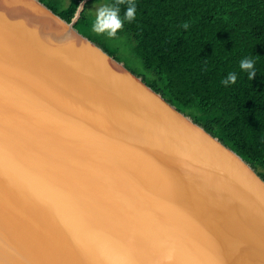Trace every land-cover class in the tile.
Instances as JSON below:
<instances>
[{
	"label": "water",
	"instance_id": "95a60500",
	"mask_svg": "<svg viewBox=\"0 0 264 264\" xmlns=\"http://www.w3.org/2000/svg\"><path fill=\"white\" fill-rule=\"evenodd\" d=\"M42 0H0V264H264V178Z\"/></svg>",
	"mask_w": 264,
	"mask_h": 264
},
{
	"label": "trees",
	"instance_id": "16d2710c",
	"mask_svg": "<svg viewBox=\"0 0 264 264\" xmlns=\"http://www.w3.org/2000/svg\"><path fill=\"white\" fill-rule=\"evenodd\" d=\"M70 21L82 0H42ZM89 0L76 28L124 61L119 45L92 30ZM123 18L129 0H108ZM136 16L115 37L133 41L146 71L126 66L217 136L264 178V0H132ZM188 23V28L183 27ZM254 60L250 79L240 61ZM235 73L234 84L222 81Z\"/></svg>",
	"mask_w": 264,
	"mask_h": 264
},
{
	"label": "clouds",
	"instance_id": "9594fccd",
	"mask_svg": "<svg viewBox=\"0 0 264 264\" xmlns=\"http://www.w3.org/2000/svg\"><path fill=\"white\" fill-rule=\"evenodd\" d=\"M81 4L78 6L82 8ZM136 16V4L129 0L128 6L125 9L123 18L120 15V9L118 5L105 4L97 8L95 19L92 22V30L97 34H106L108 37H115L120 29L123 28L124 21H132ZM188 23L185 22L183 27L188 28ZM241 70L247 71L248 76L252 79L255 75L254 60L244 58L240 61ZM237 80L235 73H229L228 76L222 81L223 84H234ZM173 259V250L168 249L163 255L162 261L164 264H168Z\"/></svg>",
	"mask_w": 264,
	"mask_h": 264
},
{
	"label": "rangeland",
	"instance_id": "374dc122",
	"mask_svg": "<svg viewBox=\"0 0 264 264\" xmlns=\"http://www.w3.org/2000/svg\"><path fill=\"white\" fill-rule=\"evenodd\" d=\"M65 5H68L70 3L71 0H63ZM108 0H104L103 2H96L91 4V11L93 13V15H96V10L98 7L108 4ZM104 35L108 42L111 45H119L120 46V54L123 58V60L125 62H128L130 65H132L134 68L141 70V71H146L141 59L135 55V53L132 51V45H133V41H131L130 39H125L123 37H108L106 34H101Z\"/></svg>",
	"mask_w": 264,
	"mask_h": 264
}]
</instances>
